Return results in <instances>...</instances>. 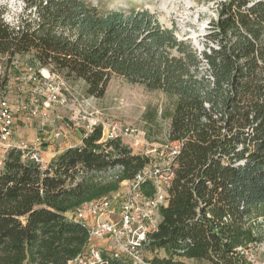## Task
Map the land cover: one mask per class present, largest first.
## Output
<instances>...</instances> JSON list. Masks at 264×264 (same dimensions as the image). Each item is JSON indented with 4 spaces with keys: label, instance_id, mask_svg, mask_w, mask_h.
Listing matches in <instances>:
<instances>
[{
    "label": "trees",
    "instance_id": "obj_1",
    "mask_svg": "<svg viewBox=\"0 0 264 264\" xmlns=\"http://www.w3.org/2000/svg\"><path fill=\"white\" fill-rule=\"evenodd\" d=\"M11 23L0 3V58L29 56L87 96L113 78L173 99L169 141H180L176 177L148 249L168 258L252 264L264 243V0H210L205 49L149 9L100 10L85 0H22ZM153 121V120H152ZM102 128L47 165L7 150L0 167V264H70L89 235L68 213L120 190L149 158ZM123 167L118 178L108 171ZM147 194L150 184H142ZM96 264H132L102 252Z\"/></svg>",
    "mask_w": 264,
    "mask_h": 264
},
{
    "label": "built area",
    "instance_id": "obj_2",
    "mask_svg": "<svg viewBox=\"0 0 264 264\" xmlns=\"http://www.w3.org/2000/svg\"><path fill=\"white\" fill-rule=\"evenodd\" d=\"M45 70H38L34 66L23 68L18 76L21 81L31 82L32 89L28 95H20L21 101L16 108L5 98L0 100V151L16 147L23 158H30L39 163L44 162L42 155L43 142L38 138L34 142L14 144L16 115L23 111L30 118L49 116L48 109L54 104L67 106L70 99L66 95L67 84L59 76L44 74ZM48 75V76H47ZM43 88V93L41 89ZM38 89V90H37ZM43 97V98H42ZM43 99V100H41ZM76 123L69 128H59L55 132L56 138H68L75 130L83 129L84 136L94 132L97 127L102 128V140L120 139L131 140L133 147H143L138 138L140 131L131 124L117 121L106 122L100 111H78ZM182 143L169 141L164 146L147 149L143 155L149 158V163L138 172L134 179L124 182L117 192L110 196L101 197L83 203L69 212L70 219L83 225L89 235L87 246L77 259L70 264H96L101 261V253L105 252L115 258L129 261L132 264H178L179 261L189 260L175 256L171 263H160L155 260L168 258L164 250L152 251L148 249L151 237L155 234L162 222V210L168 206L170 189L176 177L175 159L180 154ZM0 159V167L3 163ZM123 167H116L108 171L107 176L118 178ZM150 184L153 193L147 194L142 184ZM151 254V255H150ZM155 254V255H154ZM157 254V255H156Z\"/></svg>",
    "mask_w": 264,
    "mask_h": 264
},
{
    "label": "rangeland",
    "instance_id": "obj_3",
    "mask_svg": "<svg viewBox=\"0 0 264 264\" xmlns=\"http://www.w3.org/2000/svg\"><path fill=\"white\" fill-rule=\"evenodd\" d=\"M85 1L89 5L104 11L129 8L149 9L159 17L162 24L169 28L176 27L180 38L189 40L197 50L202 51L205 49L207 41L205 35L208 33L209 21L216 16V4L210 0ZM0 3L6 6V20L11 23L16 22L24 11L22 0H0ZM30 66L33 65L29 56H17L12 64H9L6 59L0 58V100L6 98L12 106L16 108L19 106L21 101L20 95H28V92L32 89V85L31 82L21 81L23 79H18V76L23 68ZM39 70H47L50 75H54L47 68ZM43 73L45 74V72ZM60 78L63 79L62 77ZM66 84L67 90L65 93L70 99L69 104L67 106L58 104L50 106L48 109L49 116L46 120L41 116L30 118L23 111L17 113L14 135L12 137L14 144L34 142L40 138L43 142L42 155L45 160L46 151H49V148L51 151H55L66 144L72 145L77 142L75 130L69 134L68 138H56L54 134L59 128H62V131L66 128L70 129L69 126L72 127L76 123L74 119L76 112L80 110L87 112L100 111L106 122L117 121L136 127L140 131L138 138L143 143V147H133L132 150L135 153L143 154L147 149L150 150L156 146L160 147L168 143L171 123L170 115L173 111L174 102L165 93L148 90L139 84H130L121 78H113L105 96L98 99L87 96L85 86L81 82L73 84L66 82ZM43 90L42 88V93ZM48 124L51 129L57 126L52 132V138L49 140L45 134L40 133L41 131H36L32 138H29L27 134H23V127H33L37 130L39 126ZM124 141L133 145L129 139H124ZM4 155L5 152L0 151V159ZM42 164L47 165L48 163L44 161ZM161 254L164 253H158L159 258H161ZM247 254L252 264H264V243L252 246L249 248ZM178 264L211 263L183 260L179 261Z\"/></svg>",
    "mask_w": 264,
    "mask_h": 264
},
{
    "label": "crops",
    "instance_id": "obj_4",
    "mask_svg": "<svg viewBox=\"0 0 264 264\" xmlns=\"http://www.w3.org/2000/svg\"><path fill=\"white\" fill-rule=\"evenodd\" d=\"M49 124L48 125H44V126H39V128L36 130L33 127H28L26 126L25 128L23 127V134H27L29 138H32L35 135L36 131H41V134H45V136L47 137V139H51L52 138V132L53 130H55L56 127H54L53 129L49 128ZM75 138L77 140L76 143L69 145L66 144L64 145V147H61L59 150H55V151H51L50 150V145H49V151H46V158H45V163H49L57 154H59L60 152H62L64 149H66L67 147L70 146H77L80 145L82 143L83 137H84V131L83 129L77 130L75 131ZM48 157V159H47Z\"/></svg>",
    "mask_w": 264,
    "mask_h": 264
},
{
    "label": "bare ground",
    "instance_id": "obj_5",
    "mask_svg": "<svg viewBox=\"0 0 264 264\" xmlns=\"http://www.w3.org/2000/svg\"><path fill=\"white\" fill-rule=\"evenodd\" d=\"M45 74H48V71L47 70H45Z\"/></svg>",
    "mask_w": 264,
    "mask_h": 264
}]
</instances>
